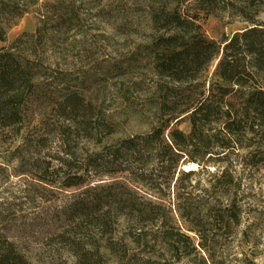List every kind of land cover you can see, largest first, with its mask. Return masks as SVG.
Returning <instances> with one entry per match:
<instances>
[{"label":"trees","instance_id":"obj_1","mask_svg":"<svg viewBox=\"0 0 264 264\" xmlns=\"http://www.w3.org/2000/svg\"><path fill=\"white\" fill-rule=\"evenodd\" d=\"M159 3L147 48L154 79L148 130L84 158L67 149L79 135L99 146L117 129L78 93L40 87V66L18 51L19 38L0 48V142L23 135L14 152L31 157L25 175L38 183L86 187L71 220L107 238L91 248L72 239L74 264H259L244 250L241 230L246 191L264 169V0ZM218 13L246 26L209 38L202 21ZM36 103L55 113L52 124L33 122ZM52 140L60 145L55 155ZM101 177L114 180L94 184ZM0 264L32 263L0 233Z\"/></svg>","mask_w":264,"mask_h":264},{"label":"rangeland","instance_id":"obj_2","mask_svg":"<svg viewBox=\"0 0 264 264\" xmlns=\"http://www.w3.org/2000/svg\"><path fill=\"white\" fill-rule=\"evenodd\" d=\"M0 3L7 10L1 16L7 41L0 42V48L21 38L18 51L30 54L40 66V87L53 89L57 96L63 92L78 93L96 107V112L102 111L105 120L117 129L115 135L102 137L99 146L79 135L67 149L84 158L89 152L150 128L154 79L147 48L155 34L150 16L159 8V0H0ZM261 18L264 19V14ZM245 26L228 13L202 21L204 33L213 39L229 37ZM43 105H33V122L44 118L45 123L52 124L55 113L50 114L48 105ZM179 129L187 132L188 124H180ZM21 137L0 142V233L32 264H74L69 251L72 239L90 244L86 246L91 248L97 242L102 245L107 237H99L89 222L71 220L74 205L85 197L86 187L44 186L25 175L31 168V157L22 158L21 152H14ZM59 147L53 142L50 155H55ZM113 180L101 177L94 184ZM246 194L247 214L241 230L245 231L243 248L256 262L264 264V169L252 178Z\"/></svg>","mask_w":264,"mask_h":264},{"label":"water","instance_id":"obj_3","mask_svg":"<svg viewBox=\"0 0 264 264\" xmlns=\"http://www.w3.org/2000/svg\"><path fill=\"white\" fill-rule=\"evenodd\" d=\"M194 168H196V166H193V167H191V166H189V167H184L185 170H190V169H194Z\"/></svg>","mask_w":264,"mask_h":264},{"label":"bare ground","instance_id":"obj_4","mask_svg":"<svg viewBox=\"0 0 264 264\" xmlns=\"http://www.w3.org/2000/svg\"><path fill=\"white\" fill-rule=\"evenodd\" d=\"M192 167V166H191Z\"/></svg>","mask_w":264,"mask_h":264}]
</instances>
